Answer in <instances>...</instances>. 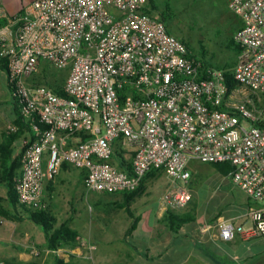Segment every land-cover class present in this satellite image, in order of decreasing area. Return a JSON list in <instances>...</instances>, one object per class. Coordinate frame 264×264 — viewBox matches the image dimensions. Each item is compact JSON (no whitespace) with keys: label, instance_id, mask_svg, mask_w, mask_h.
I'll list each match as a JSON object with an SVG mask.
<instances>
[{"label":"built area","instance_id":"2783aa9c","mask_svg":"<svg viewBox=\"0 0 264 264\" xmlns=\"http://www.w3.org/2000/svg\"><path fill=\"white\" fill-rule=\"evenodd\" d=\"M230 7L242 20L233 87L226 69L189 55L151 0H33L1 27L9 81L25 115L44 125L21 154L19 203L46 208L45 178L69 164L86 169L88 190L107 193L133 192L151 170L164 169L171 186L163 199L182 207L193 198L192 159L228 162L250 201L247 235L264 237V0ZM44 64L68 69L65 96L28 82ZM80 134L87 138L71 141ZM219 229L232 238V222Z\"/></svg>","mask_w":264,"mask_h":264},{"label":"crops","instance_id":"0c3cea01","mask_svg":"<svg viewBox=\"0 0 264 264\" xmlns=\"http://www.w3.org/2000/svg\"><path fill=\"white\" fill-rule=\"evenodd\" d=\"M32 3L33 0H0V17H16L30 10ZM44 66L46 64L29 77L28 82L36 83ZM16 119L9 76L6 70L0 68V145L9 139V128L16 125ZM79 139L72 138L71 141L76 143ZM12 147L13 154L8 160L0 153V261L3 260L5 264H52L56 257H60L65 261L72 259L87 264L89 256L82 254L83 247L80 245L73 250H50L45 247V233L30 218V208L22 207L11 197L9 174L14 159L20 157L24 150L23 139H16ZM85 176L86 169L64 164L54 178H45L43 200L57 219L56 226L69 225L78 232L80 243L84 241L95 246L93 250H96L97 264H112L117 260H124L128 264L129 259L143 262L151 259L156 260L155 264H264V252L256 254L249 247V250H243L239 246L241 240L252 238L247 235L253 225L248 214V197L211 204L206 200L214 199L215 192H207L208 198L204 197L201 202L199 188L190 187L192 200L185 206L173 207L163 198L152 201L146 186L145 191L131 201V209L139 221L137 227L129 232L133 218L124 206L127 194L88 190L84 185ZM137 202L144 203L140 210L134 208ZM168 209L180 214H192L195 220L186 223L181 232H172L159 224V219ZM84 211L87 218L82 215ZM60 212L63 214L61 217ZM77 220L86 221L85 228L90 227L88 232L94 233L92 241L81 235L85 230L74 228L72 222ZM221 221L234 224L231 239L220 235ZM260 241L263 243L252 248L264 249V239ZM144 256L146 259H143Z\"/></svg>","mask_w":264,"mask_h":264},{"label":"rangeland","instance_id":"374dc122","mask_svg":"<svg viewBox=\"0 0 264 264\" xmlns=\"http://www.w3.org/2000/svg\"><path fill=\"white\" fill-rule=\"evenodd\" d=\"M231 0H155L156 9L159 14L163 12L171 13L173 18L168 19L169 30L184 38L193 48L194 54L200 55L202 47L207 50L206 59L208 62L217 68L232 69L236 59L237 50L232 45V38L235 32L242 24L240 16H238L230 7ZM41 77L36 80V83L43 82L50 86L62 84L68 75V69L56 68L50 64L44 66V70H40ZM48 85V86H49ZM189 168L193 174L189 187H198L201 192V202L207 192H215L214 199L206 200L207 203H216L227 201L229 199L238 200L240 197H247L236 186L230 176H225L217 170L211 163L203 162L198 159H192L189 163ZM147 189L150 192L152 201H160L164 197L166 190L171 186V180L164 169L156 172L155 176L149 177L147 181ZM206 198V199H207ZM143 202H137L134 208L140 210ZM206 207V205H205ZM238 208V204H236ZM63 214L59 213V217ZM83 217L87 218V212H83ZM88 219V224L89 225ZM129 220V217L127 218ZM74 228L84 231L81 235L88 241L93 240V234L89 233L90 227L85 228L86 221H73ZM86 225V226H87ZM85 228V229H84ZM264 237H252L248 240H241L239 246L243 250H249L256 254L263 253L262 247L252 246L262 244L260 240ZM87 244H90L87 242ZM139 246V245H138ZM93 252V253H92ZM121 252L122 251H118ZM115 253V252H113ZM143 254V252H140ZM82 254L91 257L87 264H97L95 258L96 250H91L89 247L82 248ZM251 254V252L249 253ZM137 255V254H136ZM264 255V254H263ZM94 257V258H93ZM261 257V255H259ZM143 259H146L145 256ZM136 261H138L136 263ZM156 260H137L129 259L128 264H155ZM105 264V263H103ZM112 264H125L124 260L113 262Z\"/></svg>","mask_w":264,"mask_h":264},{"label":"trees","instance_id":"16d2710c","mask_svg":"<svg viewBox=\"0 0 264 264\" xmlns=\"http://www.w3.org/2000/svg\"><path fill=\"white\" fill-rule=\"evenodd\" d=\"M151 5L154 9L156 8V4L154 0H151ZM161 18L166 23L169 29L168 19L173 18V15L171 13L163 12L161 15ZM13 19H15V17H12V18L0 17V28L10 23V21ZM181 39L186 43L188 50H189V55L191 57H194L197 61H200L203 67L205 68L214 67L206 59L207 50L204 47H202V50L200 51L201 52L200 55H195L194 48L184 38H181ZM232 45L235 46L237 50V54H238L240 51V45L236 43V41L234 40V37L232 38ZM0 68L6 70L8 73V66H7L6 58L0 57ZM232 69H226L227 70L226 76H227L228 82L231 87L235 86L236 84L235 81L233 80ZM64 82L65 80L63 81L62 84H59L58 86L57 85L50 86L49 84L47 85L52 87L57 94L65 96L66 93L64 92V89H63ZM9 85L14 94L15 110L17 114L16 125L18 129L16 132L10 133L9 139L0 145V153L3 156V158H5L6 160L11 158L13 154L12 143L16 139L22 138L24 142V148H25V146L29 142L33 141L36 138V129L44 128V125L39 121L37 116L34 115L32 117H28L25 115L23 111V106H24L23 102L21 101L20 97L17 95L14 84L9 81ZM77 137H79L80 140H85L87 138L85 134H80ZM211 164L217 170H219L225 175H229L233 169V166L228 162H218V163H211ZM21 165H22L21 156L14 159L11 165V172L9 174V179H8V186H9L11 197L13 198V200L17 201L18 203L19 201L17 197L15 184H16V178L19 175L20 170H21ZM159 170L160 169L151 170L146 175L142 185L137 190L130 192V193H126L127 196H126V201L124 203V206L126 207L128 213L133 218V222L129 228V232L133 231L137 227V223L139 221L138 217L133 213L131 209V205H130L131 201L136 196L140 195L142 192L145 191L146 184H147L149 177L155 176L156 172ZM21 206L28 208L24 205H21ZM30 218L37 225H39L42 228L43 232L45 233V237H46L45 247H47L48 249L50 250H58V249L73 250L80 245V241L78 239V232L72 229L67 224L56 226L57 219L47 209V207L44 209L30 208ZM193 220H195V217L192 214H187V213L180 214V213H176L175 211L171 209H168L164 213V215L161 217V219H159V224H161V226L167 228L168 230L172 232L179 233L181 232L182 227L186 223L193 221ZM52 264H80V263L73 261L72 259L70 261H65L64 259L60 257H56Z\"/></svg>","mask_w":264,"mask_h":264}]
</instances>
